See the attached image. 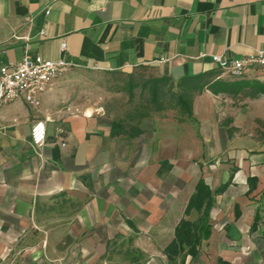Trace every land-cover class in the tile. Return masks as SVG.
Here are the masks:
<instances>
[{
  "label": "crops",
  "instance_id": "0c3cea01",
  "mask_svg": "<svg viewBox=\"0 0 264 264\" xmlns=\"http://www.w3.org/2000/svg\"><path fill=\"white\" fill-rule=\"evenodd\" d=\"M261 47L264 0H0V66L28 52L73 70L146 68L175 84L250 81L236 95L205 86L193 120L171 109L132 136L73 100L70 72L38 107L0 103V264H171L177 225L200 217L185 216L200 179L227 187L209 238L184 264H264V68L236 77L212 59ZM38 120L41 147L31 141Z\"/></svg>",
  "mask_w": 264,
  "mask_h": 264
},
{
  "label": "trees",
  "instance_id": "16d2710c",
  "mask_svg": "<svg viewBox=\"0 0 264 264\" xmlns=\"http://www.w3.org/2000/svg\"><path fill=\"white\" fill-rule=\"evenodd\" d=\"M129 73L132 74V71ZM203 76L204 75H199L192 78L190 82L179 81L176 84L172 82L169 77H152L144 81L143 87L149 89L151 93V102L156 104V109L158 111L168 109V106L165 105L167 102L171 104V107L169 108L178 110L179 115H186L193 120L194 97L197 93L202 92L205 89V86H208L215 94L223 89L230 94L236 95L243 91L250 82L246 79H240L237 81L216 80L211 84L208 83L209 81L201 82ZM138 84L140 85V83ZM126 86L130 88L131 92L134 84L130 80ZM259 94L260 89L250 92V95L254 97L259 96ZM147 116L148 113L141 114L138 122L145 119ZM137 123L112 120V133L126 132L125 129L127 126L129 127L128 131L131 136L133 134L141 133V130L136 128ZM249 180L252 182L254 181L253 186L255 185V182H257L255 177H252ZM226 187L227 184H224L219 189L213 191L204 179L198 181L196 190L187 204L185 216H189L193 210H196L200 213V217L197 221H192L183 217L177 225L175 238L165 249V253L171 264L176 262L179 256H182L179 264H184L185 258L188 254L192 256L197 255L202 242L210 236L212 227L210 223V211L215 203V196ZM222 264L227 263L223 262Z\"/></svg>",
  "mask_w": 264,
  "mask_h": 264
},
{
  "label": "built area",
  "instance_id": "2783aa9c",
  "mask_svg": "<svg viewBox=\"0 0 264 264\" xmlns=\"http://www.w3.org/2000/svg\"><path fill=\"white\" fill-rule=\"evenodd\" d=\"M49 13V10H46ZM44 29L41 34H44ZM68 50L65 41L61 51ZM1 53V52H0ZM213 62L224 72L240 77L256 68H264V47L255 49L249 55L227 59L221 55H212ZM77 64L65 58L48 60L41 55L33 56L26 52L18 62H9L0 66V103H9L24 99L33 107L41 103V96L53 81L71 72ZM47 139V127L43 120L34 123L31 130V141L41 147Z\"/></svg>",
  "mask_w": 264,
  "mask_h": 264
},
{
  "label": "rangeland",
  "instance_id": "374dc122",
  "mask_svg": "<svg viewBox=\"0 0 264 264\" xmlns=\"http://www.w3.org/2000/svg\"><path fill=\"white\" fill-rule=\"evenodd\" d=\"M152 77L153 72L146 68L132 74L77 68L66 75L65 81L71 97L83 108L101 111L114 120L137 123L141 114L148 113L147 119L172 109L166 102L168 109L158 111L156 104L151 102V93L143 83ZM130 80L134 84L131 92L126 86Z\"/></svg>",
  "mask_w": 264,
  "mask_h": 264
}]
</instances>
